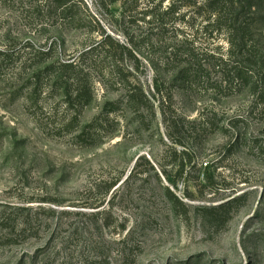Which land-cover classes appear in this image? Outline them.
<instances>
[{"label": "rangeland", "instance_id": "obj_1", "mask_svg": "<svg viewBox=\"0 0 264 264\" xmlns=\"http://www.w3.org/2000/svg\"><path fill=\"white\" fill-rule=\"evenodd\" d=\"M201 1L177 2L184 20L161 37L139 20L144 2L123 16L119 4L107 13L73 0L71 22L41 0H0V264H264V80L254 92L211 69L190 84L164 65L165 41L180 35L227 55L226 32L202 29ZM233 1L250 5L256 80L264 0ZM106 35L109 53L85 52ZM73 60L86 73L84 106L36 76ZM127 81L147 94L138 115L124 105ZM198 118L210 126L195 132ZM204 164L213 187L201 186ZM234 198L227 214L207 210Z\"/></svg>", "mask_w": 264, "mask_h": 264}, {"label": "trees", "instance_id": "obj_2", "mask_svg": "<svg viewBox=\"0 0 264 264\" xmlns=\"http://www.w3.org/2000/svg\"><path fill=\"white\" fill-rule=\"evenodd\" d=\"M46 4L47 9L56 11L62 18H69L72 22L74 5L73 0H41ZM98 10L102 12H112L111 7L115 4H119L121 9V15L124 16L127 8H131L133 11L137 9L141 2L148 4L141 14V19H147V24L152 28H155L158 35L162 37V34L167 31L168 23L174 24L173 21L184 20V15L180 14V8L183 5L176 4L182 0H94ZM167 3L166 6H163ZM195 6V4H194ZM250 5H243L242 9H237L233 0H202L199 3L198 11L205 10L207 17L205 18V24L203 30L206 32L208 29L216 32L225 31L226 41L228 43L227 55H216L207 51H200L193 45L191 37L180 35L179 38L174 37L170 41H165L162 53L164 55V65H172L176 71V78L185 83H196L205 80L206 73L213 69L220 72L222 81L227 83L229 81H236L239 86H246L253 89L254 92L258 91V87H263V77H259L254 80L256 74L255 69L262 70L263 62L260 61L259 51L256 46L250 43L249 28L245 23V11L249 9ZM197 11V14H201ZM129 12V11H128ZM248 12V11H247ZM129 18H132L128 14ZM172 28V27H171ZM177 30V29H176ZM178 32L182 33L180 30ZM213 38V37H212ZM163 41V40H162ZM116 47L122 49V52H126L129 56L133 57L130 49L120 47L116 44ZM148 47V45H146ZM113 48V42L110 36H104V39L97 41L95 46L90 47L87 51L93 53L94 51L109 53ZM50 50V48H48ZM0 55H5V52H0ZM134 58V57H133ZM112 69L113 73L118 72V66L113 59ZM137 68V67H136ZM46 74L49 82L51 83V90L58 89L61 91L63 97H73V101L78 105L84 106L89 102L91 97L90 92L87 90L86 73H84L78 62L73 61H53L48 63L42 70L36 72V76ZM208 81V80H207ZM263 81V82H262ZM125 89L124 105L134 114L138 115L142 105L147 102V94L144 92L142 86L139 83H131L127 81ZM257 89V90H256ZM155 93L152 96L159 94V88L155 86ZM262 98V97H259ZM137 123L141 121L137 119ZM195 132L203 130L210 126L209 119L198 118L193 123ZM206 126V127H205ZM183 156H187L186 151L181 152ZM184 159V157H183ZM187 162H191L188 160ZM184 165H181L182 171ZM208 164H204L205 173L202 177V187H213L215 185L213 175L209 172ZM162 174L167 183L176 188V181L170 177L165 171ZM130 177V176H128ZM128 179V178H127ZM119 178H116L111 184L107 186L105 195H108L110 191L116 186ZM94 188H97L96 186ZM167 194L174 198L175 205L182 203L177 200L173 193L166 188ZM240 198H234L231 201L220 204L216 207H210L207 210L209 213L227 214Z\"/></svg>", "mask_w": 264, "mask_h": 264}]
</instances>
